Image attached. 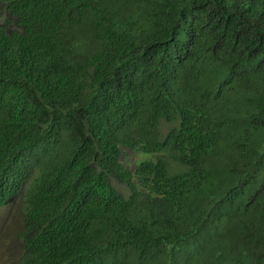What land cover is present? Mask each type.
Returning <instances> with one entry per match:
<instances>
[{
    "label": "trees",
    "instance_id": "1",
    "mask_svg": "<svg viewBox=\"0 0 264 264\" xmlns=\"http://www.w3.org/2000/svg\"><path fill=\"white\" fill-rule=\"evenodd\" d=\"M15 203L19 264H264V0H0Z\"/></svg>",
    "mask_w": 264,
    "mask_h": 264
},
{
    "label": "rangeland",
    "instance_id": "2",
    "mask_svg": "<svg viewBox=\"0 0 264 264\" xmlns=\"http://www.w3.org/2000/svg\"><path fill=\"white\" fill-rule=\"evenodd\" d=\"M22 226L23 214L18 204L0 208V264L20 263L23 244L19 232Z\"/></svg>",
    "mask_w": 264,
    "mask_h": 264
}]
</instances>
